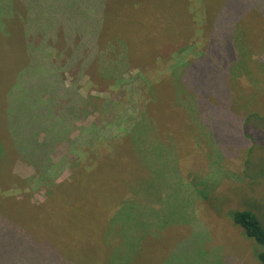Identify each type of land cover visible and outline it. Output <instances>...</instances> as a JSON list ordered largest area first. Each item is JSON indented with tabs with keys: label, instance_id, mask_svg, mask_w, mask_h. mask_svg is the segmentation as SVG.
<instances>
[{
	"label": "rangeland",
	"instance_id": "1",
	"mask_svg": "<svg viewBox=\"0 0 264 264\" xmlns=\"http://www.w3.org/2000/svg\"><path fill=\"white\" fill-rule=\"evenodd\" d=\"M233 1H155L147 12L161 17L166 43L154 59L167 60L153 73L149 71L154 62L144 73L139 72L141 66L131 64L124 81L137 74L144 79L132 96L127 93V83L121 88L105 84L87 92L81 89L84 95L117 104L116 111L124 110L122 107L131 104L132 99L152 106L133 121L137 124L130 129L133 142L131 134V138L127 134L123 137L118 129L113 137L90 146L91 153L106 155L104 162L83 172L78 180L69 181V168L57 177L58 185L68 182L62 196L50 212L35 218L48 232V241L53 245H47L55 261L61 255L64 264H260L253 255L254 241L245 239L241 228L225 218L227 212L250 210L264 226V19L254 14L248 20L250 28L242 23L237 28L235 38L241 45L248 41L257 44L253 45L255 52L248 50L252 62L247 58L238 61L241 56L229 53L230 42L226 43L222 32L226 22L229 24ZM206 26L211 27L210 32ZM190 48L213 56L216 69L222 72L226 67L224 58L229 59L226 79L230 98L228 90L209 91L207 79L206 90L202 91L197 80L189 77L186 66L180 63V54ZM244 51L240 52L243 57ZM56 54L53 49V59ZM212 67L206 65V74L214 76ZM156 73L160 76L154 79ZM68 77L71 80L72 74ZM167 87L172 92V104L161 101L164 96L159 90ZM100 99L88 104L78 125L99 123L95 108L101 106ZM203 104H213L212 113L201 111ZM247 113H257L260 118L246 125ZM239 120L242 125L235 132L234 124ZM162 122H169V128L174 126L178 146L174 138L168 135L163 139L156 131L164 128ZM231 124V134L237 136L230 138L229 144L214 136V130L230 129ZM72 146L58 145L52 160L57 162L63 156L74 159ZM112 148L117 152L108 157L106 152ZM12 173L24 180L34 170L18 159L12 162ZM31 186L26 184L23 195L43 206L50 194L33 182ZM165 222L170 224L163 226ZM135 242L143 245L138 249Z\"/></svg>",
	"mask_w": 264,
	"mask_h": 264
},
{
	"label": "trees",
	"instance_id": "2",
	"mask_svg": "<svg viewBox=\"0 0 264 264\" xmlns=\"http://www.w3.org/2000/svg\"><path fill=\"white\" fill-rule=\"evenodd\" d=\"M155 1L0 0V264L65 263L61 255L58 261L53 259L47 245H53L48 241V232L35 221L36 217L50 212L56 206L57 198L62 196L68 182L58 185L57 177L69 168L72 172L69 181L72 178L78 180L83 172L104 162L106 155L91 153L90 146L97 140L100 142L106 137H113L118 129L123 131V137L127 134L128 138L131 134L133 142L135 137L130 129L137 126L133 121H138L139 116L152 106L137 100L138 104L132 99L131 104L122 107L124 110L116 111L117 104L82 94L77 81L87 74L88 90L105 84L121 88L127 83V93L131 96L136 93L137 86L144 81L141 80L143 76L137 74L124 81L121 73L133 63L134 66H141L139 72L144 73L145 68L154 62L150 66L153 70L149 71L153 73L166 59H154L157 50L166 43L162 36L161 26L164 25L161 17L158 13L147 12L149 7H154ZM254 14L259 20L264 19V0H258V3L255 0H234L228 14L229 24L226 22L222 29L226 43L230 42L229 53L241 56L238 61L247 58V62H252L248 53L255 52L254 41L241 45L235 36L241 23L246 27L251 25L248 20ZM210 28L206 26L209 32ZM149 31L153 34L150 35ZM60 32L62 39L58 41ZM220 32L218 23V35ZM54 47L58 49L57 56H65L63 62L52 58ZM241 49L247 50L244 51L245 57L240 54ZM204 55L193 52L192 48L187 52L182 50L180 63L186 66L189 77L197 80L202 91L206 90L209 82V91L216 88L228 90L230 98L226 79L230 74L229 59L224 58L223 66L226 67L222 72L216 69L213 56ZM211 64L214 76L206 74V65ZM70 70H77L78 77L75 82L67 84L65 73ZM158 76L160 74L156 73L153 77ZM183 79L186 80L185 73ZM204 79H207L205 84ZM159 91L164 96L161 101L172 104L171 89L167 87ZM96 99L101 100V106L95 108L100 115L99 123L78 125L81 114ZM203 105L201 111L212 113L213 104ZM217 105L221 107L225 104ZM238 118L241 119L240 116ZM257 118H260L257 113H247L244 124ZM162 123L164 128L158 127L156 131L163 139L168 135L174 138L178 146L174 126L169 128V122ZM234 125L235 132L240 131V120ZM232 126L227 130H214V136L229 144L230 138L237 136L231 134ZM242 128L244 137L246 127L243 125ZM62 144H76L72 146L76 153L72 154L74 159L63 156L54 162L51 155ZM112 149H106L108 157L117 152L116 148ZM18 159L34 170L29 178L21 180L12 173V162ZM125 179L122 180L124 186ZM32 182L50 194L43 206L31 203L23 195L26 184L32 188ZM225 218L241 228L245 239L254 241L253 255L260 264H264V226L257 215L250 210H239L227 212ZM185 222L191 224L190 220ZM165 223L156 225L170 224ZM123 226L120 229L124 231ZM135 243L138 249L143 245Z\"/></svg>",
	"mask_w": 264,
	"mask_h": 264
},
{
	"label": "crops",
	"instance_id": "3",
	"mask_svg": "<svg viewBox=\"0 0 264 264\" xmlns=\"http://www.w3.org/2000/svg\"><path fill=\"white\" fill-rule=\"evenodd\" d=\"M17 2V1H16ZM58 41H61V39H62V33L60 32L59 33V35H58ZM38 41V40H37ZM36 41V42H37ZM54 50L56 51V52H58V49L57 48H55L54 47ZM55 59H57L59 62H63L64 60H65V56H61V57H59V56H57V54H56V57H55ZM130 68H128V69H126V70H124L123 71V73H121L122 74V76H124L126 73H127V70H129ZM78 73V71L77 70H70V71H68V72H66L65 73V79L67 80V84H70V83H72V82H75V80H76V78L78 77L77 74ZM72 74V78H71V80L69 79V77L68 76H70ZM87 75V74H86ZM86 75L85 74H83L79 79H78V85H79V89H80V92H81V89H84L86 92L87 91H89L88 90V88H87V81H88V79L86 80L85 78H86ZM85 84V85H84ZM81 93H83V92H81ZM87 95V94H86ZM85 95V96H86Z\"/></svg>",
	"mask_w": 264,
	"mask_h": 264
}]
</instances>
